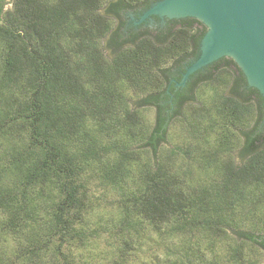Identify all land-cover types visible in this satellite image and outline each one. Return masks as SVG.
<instances>
[{"label":"trees","instance_id":"1","mask_svg":"<svg viewBox=\"0 0 264 264\" xmlns=\"http://www.w3.org/2000/svg\"><path fill=\"white\" fill-rule=\"evenodd\" d=\"M147 1L13 0L11 9L3 10L5 0H0V142L11 145L9 151L0 153V212L7 214L1 227L24 230L29 222L36 221L39 211L44 210L36 203L40 196L48 206L47 239L55 234L67 243L68 237L73 240L78 235L77 230H85L83 218L92 203L86 204L90 192L84 190L83 175L87 166L100 159L101 152H110L109 148L97 147L84 129L92 122L103 137L113 138L121 129L130 135L126 144H112L118 159L99 176L89 172L103 187L125 197L119 202L122 215L115 224L116 235L132 230L141 221L155 229L162 224L159 230L170 222L180 232L188 234L197 229L207 234L209 252L212 242L227 230L233 231L234 261H239L244 242L264 253V218L258 221L255 215L264 214V101L256 90L247 88L230 59L193 75L182 90L174 92L173 84L169 88L172 69H180L183 61L196 55L205 28L195 20H181L162 36L142 31L122 39V25L111 33V19H121L120 11ZM102 6L103 14L99 13ZM106 36L111 58L105 57L100 46ZM172 59L173 63L164 67ZM222 71L230 77L227 94L216 92L212 107H195L185 115L183 108L194 99L199 84L219 81L222 74L228 76ZM124 85L144 94L136 106L155 111L153 128L144 137L143 129L140 135L134 131L138 115L123 103L120 89ZM168 91L175 95L173 105L169 104ZM180 116L192 136L205 138L219 133V150L208 152L202 161L209 166L213 158L216 180L182 193L166 166L157 164L140 178L142 190L130 189L127 166L136 153L130 143L141 142L138 147L155 157L166 141L169 125ZM228 123L231 127L225 126ZM231 129L239 134L238 151L243 162L217 164L214 159L219 152L232 149L228 137ZM16 136H21L17 142H25L15 146ZM179 151V147L173 150ZM6 177L12 180L11 186L2 184ZM250 191L256 193L255 198ZM237 211L244 216L227 215ZM244 221L249 231L240 227ZM37 235L23 255H28V263L34 259L38 263L47 250L38 246ZM197 241L195 238L191 245L200 246ZM121 244L119 251L130 247L124 240ZM61 248L55 247L52 257L61 256L59 264H71ZM203 252L197 247L185 256L199 259ZM0 264L12 262L0 257Z\"/></svg>","mask_w":264,"mask_h":264},{"label":"rangeland","instance_id":"2","mask_svg":"<svg viewBox=\"0 0 264 264\" xmlns=\"http://www.w3.org/2000/svg\"><path fill=\"white\" fill-rule=\"evenodd\" d=\"M12 2L13 0H5L3 10L11 9ZM104 7H101L99 13L103 14L105 12ZM110 26L112 30L115 29L116 21L114 19L110 20ZM107 39L108 36L103 38L100 46L103 48L102 51L105 57L111 58L112 53L106 47ZM173 60L168 61L164 67L170 66ZM224 72L228 75V72L222 71V73ZM229 80V75L222 74L219 81L199 84L194 91V99L185 105V108H183L184 112H182L185 115H190L195 107H212L216 92L218 94H227V82ZM120 92L127 110L133 111V113L138 115L137 119L139 122L134 131H137L138 135H140L139 131L143 129L142 136H146L151 132L154 125V109L136 106L135 103L144 94L136 93L128 85H124L120 89ZM121 118V114H119V120ZM225 126L231 127L229 123L225 124ZM84 129L96 141L97 147L110 149L108 154H102L101 152V155H99L100 159L87 166L86 172L83 175L84 190L86 189L91 194L90 197V194L87 193L90 202L87 200L86 204L88 206L89 203H92V209L83 218L84 224L82 227L85 230H77L78 235L74 236L73 240H69L70 237H68L67 243H63L62 239H59V236L55 234H52L54 235L52 239H47L48 236H46L47 233L45 232L47 230L46 220L48 214L45 208L48 206L40 196H37L36 203L42 204L41 207L44 206V210H40L36 221L32 220L29 222V225L24 230H3L1 223L6 220L7 214L0 212L1 258L11 261L12 264H59L61 256L53 258L52 255H54L55 247L60 245L62 247L61 252L67 254L69 263L71 264H264V253L259 252L253 245L245 242L241 243L243 249L241 257L237 258L239 261H234L231 255L232 249L236 245V235L231 230H227L226 235L212 242L213 245L210 252L206 250L209 245V236L207 234L205 235L204 232L197 229L190 230V234L184 233L185 231L180 232L170 222H166L159 230L158 227L162 224L158 225L155 229L149 223L141 221V224H137L132 230L121 231V234L118 231V235H116L117 230H114V228L118 225V217L122 215L119 202L125 197L117 194V191L103 187L102 182L97 177L89 176L91 175L89 172L92 170V174L99 176L101 170L109 167L115 159H118L117 151L115 152L112 149V144H117V146L119 142L126 144L125 141L128 142L130 140V135H128L126 130L121 129L113 138L103 137L102 132L95 130L92 122H89ZM228 134V137L232 140L230 141L233 142L231 143V151L219 152L220 155L214 161L217 164L241 165L243 160L240 158L238 151L241 144V140L238 138L239 134L236 133V129H231ZM219 136L218 132L215 134L211 133L205 138L192 136L190 131L183 127L182 116H180L177 119L175 118L169 125L166 141L162 144L155 157H152L146 149L138 147L141 142L137 145L130 143V149L136 153H134L135 160L131 161L127 166L126 180L128 181V187L134 191L137 188L142 190L140 178L145 175V172L151 165L157 164L166 166L169 174L173 178H176V185L182 190V193H191L199 187L209 186L212 181L216 180L213 173V158L211 157V164L209 163V166L203 165L202 161L203 163L206 161L203 159V156L208 152L214 153L215 150H219ZM20 138L21 136H16L14 140L15 146L25 142L24 140V142H17ZM10 146L7 141H1L0 153L6 152V150L9 151ZM176 147L181 148V151L174 153L173 150ZM183 151H187L189 154L186 156ZM88 177L89 179L87 180ZM4 181L3 185L11 186L12 180L6 177ZM250 192H252L251 196L255 198L256 193L254 191ZM227 215L239 218L244 216V213L240 214L237 211L235 213H227ZM255 215L258 221L264 218V214L258 213L257 215L256 213ZM244 223L245 221L241 223L240 227L244 229L243 231H249ZM36 233L39 240L38 246H42L47 250L43 251L44 254L40 255L41 258L38 263L36 259L28 263V255H23L28 252L26 250L28 244L34 240L33 238ZM41 236H43L42 239ZM120 236H123V238L119 239ZM195 238L198 239L197 243L201 244L200 246H193V243L191 245V242ZM122 240L129 243L130 247H124V250L119 251L122 247ZM197 247L204 250L203 255L198 257L199 259H196L195 256L192 258L185 256L190 255L191 251Z\"/></svg>","mask_w":264,"mask_h":264},{"label":"water","instance_id":"3","mask_svg":"<svg viewBox=\"0 0 264 264\" xmlns=\"http://www.w3.org/2000/svg\"><path fill=\"white\" fill-rule=\"evenodd\" d=\"M195 20L205 28L196 55L184 66L175 91L190 78L222 59H230L242 73L246 86L264 101V0H157L133 21ZM168 93V92H167Z\"/></svg>","mask_w":264,"mask_h":264},{"label":"flooded vegetation","instance_id":"4","mask_svg":"<svg viewBox=\"0 0 264 264\" xmlns=\"http://www.w3.org/2000/svg\"><path fill=\"white\" fill-rule=\"evenodd\" d=\"M155 1H157V0H149L146 3L144 2V4H142L140 6L132 7V8H128L126 10L120 11L121 19H115V21H116L115 29H117V27H119L121 25L124 26V28H123L124 38H122V39H129V38L133 37L135 34H138L142 31H149V32L153 31L154 35L158 34V35L162 36L164 33H166L168 31V29L175 22H178V21H166L164 24L161 25L160 21L158 19L153 18L152 22H148V23L146 22V23H143V24H140L137 26L132 25L133 24L132 19L135 20L143 10H145L151 3L155 2ZM187 20H189V19H187ZM115 29H113L111 33H115ZM192 58H193V56H189L187 60L183 61L181 63L180 69L179 68L178 69L177 68L172 69L173 75L171 77V80L173 79V80L177 81L180 79V74L183 72L184 66ZM179 90H182V89H179ZM174 92H176V91L174 90ZM168 95L170 96L169 104L173 105V100H174L175 95L169 93V91H168Z\"/></svg>","mask_w":264,"mask_h":264}]
</instances>
